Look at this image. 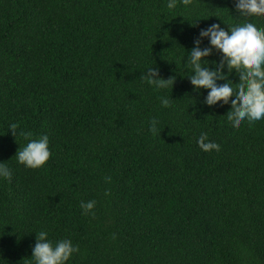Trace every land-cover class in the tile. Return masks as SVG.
<instances>
[{"label":"trees","instance_id":"16d2710c","mask_svg":"<svg viewBox=\"0 0 264 264\" xmlns=\"http://www.w3.org/2000/svg\"><path fill=\"white\" fill-rule=\"evenodd\" d=\"M167 4L0 0V264H29L41 230L79 246L68 264H264V120L233 126L186 64L202 28L234 22L235 0ZM151 66L172 88L141 79ZM11 123L49 136L44 167L17 163L27 141Z\"/></svg>","mask_w":264,"mask_h":264},{"label":"clouds","instance_id":"9594fccd","mask_svg":"<svg viewBox=\"0 0 264 264\" xmlns=\"http://www.w3.org/2000/svg\"><path fill=\"white\" fill-rule=\"evenodd\" d=\"M182 3L188 5L191 0H182ZM176 6V0H168L169 9ZM235 11L234 22L225 23L227 29L219 23H213L200 30L193 47L187 52L186 64L192 70L188 78L193 89L197 92L207 90L202 102L209 107L218 103L230 104L227 120L238 127L244 121L252 124L264 120V27L250 19L264 15V0H235ZM205 39L207 45H204ZM213 52L219 53V60L208 59ZM233 72L238 74L239 80L235 87V82L229 79ZM141 79L156 89H166L172 88L175 77L165 79L160 76L158 67L151 66ZM171 99L168 96L160 97L161 106L171 107ZM157 125L158 121L151 119L149 131L155 133ZM18 129V123L9 124L8 130L14 137L19 135L27 141L22 147L19 146L15 154L17 163L31 169L44 167L52 155L49 136L42 134L32 138L31 132ZM197 143L204 151L220 149L219 144L208 139L207 133H202ZM0 179H12V170L4 162H0ZM106 179L110 181L111 178ZM95 205V200L81 201L82 214H94ZM79 251V246L73 244L71 239L54 241L49 239L48 231L41 230L36 233L29 264H68Z\"/></svg>","mask_w":264,"mask_h":264}]
</instances>
